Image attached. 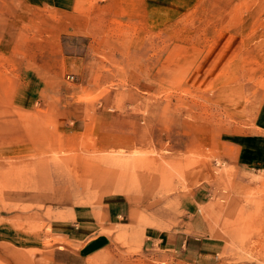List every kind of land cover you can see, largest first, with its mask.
<instances>
[{"label":"rangeland","instance_id":"1","mask_svg":"<svg viewBox=\"0 0 264 264\" xmlns=\"http://www.w3.org/2000/svg\"><path fill=\"white\" fill-rule=\"evenodd\" d=\"M120 205V212L115 207ZM264 264V0H0V264Z\"/></svg>","mask_w":264,"mask_h":264},{"label":"crops","instance_id":"2","mask_svg":"<svg viewBox=\"0 0 264 264\" xmlns=\"http://www.w3.org/2000/svg\"><path fill=\"white\" fill-rule=\"evenodd\" d=\"M115 210L120 212V205L116 206ZM110 236H113L112 230H102L101 233L86 240L78 249L70 250L74 255V261L71 264H86L88 257L109 247ZM148 237L154 241L164 237V253H167L165 256L168 264H196L207 250L203 236L184 228L177 229L173 234L165 235L160 233L157 235V230H151Z\"/></svg>","mask_w":264,"mask_h":264}]
</instances>
